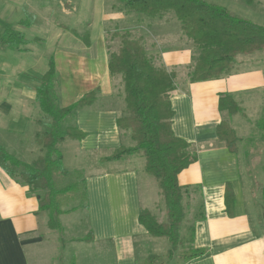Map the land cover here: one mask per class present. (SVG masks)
<instances>
[{
	"label": "crops",
	"instance_id": "obj_1",
	"mask_svg": "<svg viewBox=\"0 0 264 264\" xmlns=\"http://www.w3.org/2000/svg\"><path fill=\"white\" fill-rule=\"evenodd\" d=\"M115 1L71 0L73 11H61L71 21L66 24L69 28L54 24V36L27 39L23 28L12 27L23 35L26 46L14 51L0 43V145L8 152V145H13L16 153H23V140L32 133L36 135L31 101L35 100L37 82L47 71L50 57L55 63L60 107H68L98 90L91 106L77 110L68 119L84 133L83 138L67 139L64 144L93 167L84 172L87 234L78 238L71 235L61 244V221L60 232L50 229L48 213L38 211L36 194L0 168V264H63L64 256L69 259V251L74 248L88 250L95 264H140L149 253L162 254L169 249L138 222L144 209L157 219L161 204L156 181L144 172V159L133 155L102 160L117 148L132 146L130 133L116 124L124 116L125 103L120 76L110 77L108 72V51L116 49L106 36L113 30L127 31L132 39H141L154 64L176 74L170 95L172 131L190 144V152L197 157L178 175V183L188 188L186 201L199 202L193 247L206 251L187 264H264V205L256 188L246 183L240 167L239 132L246 128V117L230 116L219 109L220 97L230 95L246 111L264 91V64L238 61L229 75L190 83L188 73L196 50L192 41L181 34L180 24L171 16L166 17L167 21L126 12L117 8ZM204 1L232 14L243 12L235 0ZM4 11L0 16L10 12L7 8ZM63 37L66 39L60 42ZM32 43L39 46L33 47ZM46 50H50L48 59L44 57ZM223 120L230 123L239 138L234 153L218 139L217 127ZM190 191H196L197 198ZM158 219L166 222L164 215ZM41 225L45 226L42 234L33 236Z\"/></svg>",
	"mask_w": 264,
	"mask_h": 264
},
{
	"label": "trees",
	"instance_id": "obj_2",
	"mask_svg": "<svg viewBox=\"0 0 264 264\" xmlns=\"http://www.w3.org/2000/svg\"><path fill=\"white\" fill-rule=\"evenodd\" d=\"M119 1L126 12L151 19L171 16L170 19L180 24L181 34L192 41L196 50L188 73L190 83L229 75L237 56H251L264 50V25L234 15L222 6L204 0ZM112 38H118L119 46L115 51H108V72L110 77L120 76L125 103L124 116L116 124L121 131L130 133L134 146L117 148L102 160H122L133 155L144 159V172L154 178L164 202L166 222L158 223L145 209L140 212L138 222L152 237L167 239L171 246L165 255L168 259L174 255V248L179 243V227L184 217L182 191L187 187L178 183V175L197 160L196 154L189 150L190 144L176 137L172 131L170 95L175 89L176 74L163 66H156L143 41L132 39L129 32H115ZM0 43L10 50L20 51L27 41L20 32L7 28L0 37ZM56 74L55 63L50 57L48 69L36 87L35 97L41 111L51 121L47 131L36 136L37 145L45 150L44 155L27 164L0 145V168L9 177L26 185L31 194H36L38 211L48 213V227L60 232L62 227L58 218L79 209V205L66 209V204L85 202L87 193L83 174L69 172L63 167L58 145L65 139L83 138V132L72 125L64 127V124L77 110L91 106L97 99L98 90L61 108L55 92ZM219 109L230 116L242 112L230 95L220 97ZM217 135L230 152L237 151L238 139L228 121L220 122ZM58 175L70 176L71 180L60 185ZM226 189L229 191V186ZM191 239L190 245L193 244ZM190 250L194 256L184 255L181 260L184 263L199 259L206 252L192 245ZM144 264H165V260L162 255L151 254Z\"/></svg>",
	"mask_w": 264,
	"mask_h": 264
},
{
	"label": "rangeland",
	"instance_id": "obj_3",
	"mask_svg": "<svg viewBox=\"0 0 264 264\" xmlns=\"http://www.w3.org/2000/svg\"><path fill=\"white\" fill-rule=\"evenodd\" d=\"M235 2L237 4V7L239 8L238 10H240V8L243 10V12L240 10L239 11L240 14L237 16L242 18L245 17L247 18L246 20L254 21L258 25L264 24V0H235ZM70 3L71 0H0V14L4 10L6 11V8L10 10V12H7L6 14L0 16V34L3 31V29L6 27L9 28L18 27L24 29L23 33L27 39H32L35 36L36 37L38 36L45 37L46 35L54 36L55 33L53 32L56 31L57 29H53L52 25L62 24L69 28V26H67L66 24H70L71 21L68 18L64 17L61 14V11L63 10L73 11L72 9L74 8L73 7L74 5L73 3L72 5ZM115 4L116 6H118L117 8L123 9L122 4L120 3L119 0L115 1ZM115 32H120V30L119 31L113 30L112 33L111 32L108 33V35L106 36V41L110 43L112 49L117 50L119 46V40L118 38L115 39L112 38V35ZM50 39L52 40V38ZM65 39L66 38L64 37L61 38L60 42H63ZM113 41H115V43ZM32 44L33 47L37 46L34 43ZM51 44L52 42H50L49 45ZM4 52H6V50H4ZM49 55H50V50H46L44 56L45 59H48ZM239 56H237L239 58L236 57L234 68L238 61L239 62L245 61L246 65L264 64V50L259 53L258 52L254 53L251 56H243V55H239ZM44 66L45 69H47V61H45ZM39 84H40V80L37 82V86ZM57 88H58V84H57V80L55 79V92L58 98ZM57 104L60 107L59 102ZM31 105L32 108L30 110V115L32 116V119H34L33 121L35 122L34 126L36 131L33 130V132L36 133L35 137H33V133L31 132L32 136L29 139L27 138L23 140L24 141V143L22 142L23 153H16L14 151L15 149L12 148L13 145L10 146L8 145L9 153L14 155L20 161L27 164H31L38 156L44 155L45 150L41 146L37 145L36 136L38 134L39 135L44 134L45 131H47L49 125H51L50 118L47 117L41 111L36 100L31 101ZM245 109L246 111H243L242 109V112L238 113L243 117H246L244 120V127L246 128L243 129V131L239 132V136L242 139V143L240 144V148H239L241 152L240 167L246 183L256 188L257 190L256 193L260 197V201L262 202V205H264V91L262 94L260 93L259 98H255L254 101L250 105H248ZM68 119L66 120L64 127L66 125L67 126L70 125ZM235 135L237 139H239L236 132ZM66 140L67 139H65L58 145V148L62 154L63 167L67 169L69 172L78 171L82 173L85 178L84 172H86V170H90V169L92 170L93 167L88 166V161L86 159L76 157L72 149L70 148L67 149L64 146ZM133 146H134V142L132 141L131 147ZM131 147H124V148H131ZM14 148H16L15 144H14ZM70 180H71L70 176L58 175V183L60 185H65ZM187 190L188 188L182 191V206L184 209V217L179 227L180 240L178 245L174 248L175 250L174 255L172 257H169L168 259L165 257L167 251L171 249L170 243L165 238L160 239L161 241H164L169 247V249L165 253L160 254V253L151 252L148 254V256L151 254L162 255L164 257L165 264H187L188 262L184 263L183 261H181L183 260L184 255L185 257L194 256V253L190 250V246L191 245L193 246V244L190 245V241L192 240L191 238L194 239L195 220L198 219L200 214L199 211L201 208L199 209L198 201L195 203H192L191 202L192 200L190 199L186 201L185 199L187 195L186 193H189L187 192ZM190 192L191 194L192 193L196 194V191H190ZM195 198H197V194L195 195ZM194 201L196 200L194 199ZM86 203H87V198L85 202L80 200V202L67 203L66 206L64 207L68 209L70 207H73L74 205H79V209L74 213L61 216L58 218L61 221L62 226L64 227V233L61 236V240H60L61 244H65L68 241V239H70L71 235L78 238V237H83L87 234L88 222L86 218V209H85ZM158 208H159L157 209L158 218L161 219L163 215L164 217H166L164 202L162 198H161V204L158 206ZM157 219L156 221L158 223H161V221ZM44 227H45L44 225H41L38 229V232L34 233L33 236L41 235ZM76 245H80V244H76ZM37 249L38 246L35 245L34 250L36 251ZM59 255L60 254L56 256L58 257ZM64 257L65 258L63 260V264H67L71 260H73L71 264H95L94 263L95 261L93 257L90 256V254L88 253V250L87 251L84 250L83 252V249L81 250L74 248L69 251V255H68L69 259L68 258L66 259V256ZM147 257L140 264H144Z\"/></svg>",
	"mask_w": 264,
	"mask_h": 264
}]
</instances>
